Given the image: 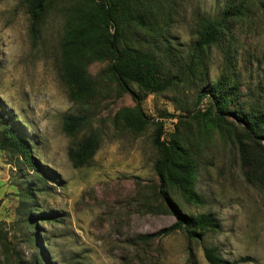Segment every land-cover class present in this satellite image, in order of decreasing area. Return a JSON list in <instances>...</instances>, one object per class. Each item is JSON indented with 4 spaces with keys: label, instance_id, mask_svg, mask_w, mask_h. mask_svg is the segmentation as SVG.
<instances>
[{
    "label": "rangeland",
    "instance_id": "obj_1",
    "mask_svg": "<svg viewBox=\"0 0 264 264\" xmlns=\"http://www.w3.org/2000/svg\"><path fill=\"white\" fill-rule=\"evenodd\" d=\"M232 1L149 0L157 12L156 31L141 34L159 36L160 29L161 40L189 63L201 19H220ZM76 4L57 0L36 35L23 0H0V99L55 177L44 182L31 171L24 176L0 150V264H33L38 249L50 264H188L183 233L141 240L175 222L160 198L159 153L152 141L157 123L163 125V141L185 145L199 162L195 191L201 202L189 204L180 193L173 200L184 213L217 217L221 231L208 234L204 243L229 261L250 257L249 264H264V170L243 167L234 143L242 127L233 114L225 115L221 127L195 116L210 106L209 98H199L202 87L229 77L241 85L240 103L264 112V14L236 25L203 54L204 65L184 76L176 68L183 81L142 101L149 124L135 133L119 120L123 110L135 108L133 94L118 89L107 61L87 67L94 89L88 105L69 98L62 46ZM67 114L87 116L89 123L69 137L62 129ZM88 135L97 137L98 150L88 165L75 168L69 150ZM31 186L38 192L30 204L46 219L37 224V246L29 241L28 213L21 209L22 193ZM195 253L197 264H207L201 243Z\"/></svg>",
    "mask_w": 264,
    "mask_h": 264
},
{
    "label": "trees",
    "instance_id": "obj_2",
    "mask_svg": "<svg viewBox=\"0 0 264 264\" xmlns=\"http://www.w3.org/2000/svg\"><path fill=\"white\" fill-rule=\"evenodd\" d=\"M149 0H78L72 9L73 19L64 36L62 54L64 79L69 86L71 101L90 103L94 89L87 74L92 61H107L108 72L122 93L133 94L136 106L122 111L119 120L123 126L135 133H141L149 124L141 103L149 95H160L182 82L175 70L184 76L198 65H204L203 54L216 47L219 41L236 25H243L264 14V0H235L229 2L220 19L202 18L201 25L193 44L192 58L189 63L180 61L171 51V44L159 36H143L142 32L152 34L156 31V9ZM30 17L32 31L39 34V24L54 8L57 0H23ZM168 41V40H166ZM186 68V69H185ZM136 87L137 92H132ZM200 93V100L209 98L210 106L204 113L195 116L205 118L209 127L226 124L225 115L233 114L234 120L242 127L234 143L237 145L243 167L264 170V112L253 106H245L239 101L241 85L231 77L220 79L215 84H207ZM234 108V111L231 110ZM87 116L67 114L63 118V132L72 137L89 123ZM153 136V145L159 153L155 170L160 181V198L175 217V222L157 233L141 237L143 241H153L174 233L184 234L187 242L188 264H197L195 244L201 243L203 256L207 264H249L250 257L229 261L219 250L204 243L208 234L221 231V224L212 213L187 214L174 202V193H180L183 199L192 205L201 202L195 191L198 179L199 162L190 148L172 141L162 140L163 125L157 123ZM263 144H262V143ZM253 144L251 147L250 145ZM258 144V147L255 146ZM99 147L95 135H88L69 150V158L75 168L88 165ZM0 150L17 164L24 176L33 173L40 181L55 179L54 173L41 165L35 153V145L30 140L25 126L0 99ZM27 171V172H26ZM45 180H41V179ZM38 192L35 186L22 193L23 209L28 213L26 226L31 230L29 241L38 245L37 224L46 219L38 216L30 204L35 201ZM33 264H50L49 258L38 249Z\"/></svg>",
    "mask_w": 264,
    "mask_h": 264
}]
</instances>
